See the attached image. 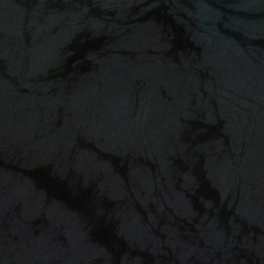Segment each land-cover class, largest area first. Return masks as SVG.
Returning a JSON list of instances; mask_svg holds the SVG:
<instances>
[{"label":"water","instance_id":"95a60500","mask_svg":"<svg viewBox=\"0 0 264 264\" xmlns=\"http://www.w3.org/2000/svg\"><path fill=\"white\" fill-rule=\"evenodd\" d=\"M0 264H264V0H0Z\"/></svg>","mask_w":264,"mask_h":264}]
</instances>
